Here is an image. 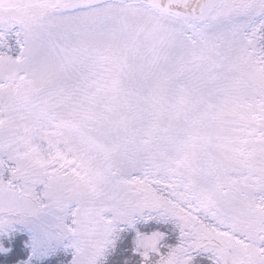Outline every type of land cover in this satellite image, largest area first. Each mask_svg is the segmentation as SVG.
<instances>
[{
    "label": "snow or ice",
    "instance_id": "6c2138e0",
    "mask_svg": "<svg viewBox=\"0 0 264 264\" xmlns=\"http://www.w3.org/2000/svg\"><path fill=\"white\" fill-rule=\"evenodd\" d=\"M0 264H264V0H0Z\"/></svg>",
    "mask_w": 264,
    "mask_h": 264
}]
</instances>
